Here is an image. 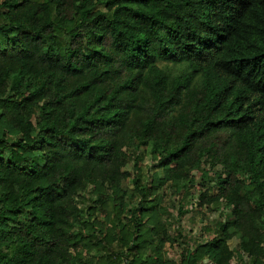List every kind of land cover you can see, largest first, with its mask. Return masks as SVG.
Listing matches in <instances>:
<instances>
[{"label": "trees", "instance_id": "16d2710c", "mask_svg": "<svg viewBox=\"0 0 264 264\" xmlns=\"http://www.w3.org/2000/svg\"><path fill=\"white\" fill-rule=\"evenodd\" d=\"M172 189L176 264H264V0H0V264H170Z\"/></svg>", "mask_w": 264, "mask_h": 264}, {"label": "rangeland", "instance_id": "374dc122", "mask_svg": "<svg viewBox=\"0 0 264 264\" xmlns=\"http://www.w3.org/2000/svg\"><path fill=\"white\" fill-rule=\"evenodd\" d=\"M141 169L144 174L149 173L152 174L154 172L162 173V170L157 167V165H153V161L150 157L146 156L143 163H141ZM154 166V167H153ZM128 170L131 171L130 178L125 181L122 185V189L127 192L133 191V183L132 178L136 173L134 168V162H130L128 165ZM200 173H197V178L199 180ZM94 187L90 186L87 190L81 193L80 198L78 199V203L80 207H85L92 203L93 191ZM109 194H112L111 189H107ZM167 196L164 197L161 205L167 207L169 213L172 214L173 217L177 216L178 209L182 207L183 211L186 213L182 216L181 219V229L180 231L184 234V237L180 238L179 241L171 246L169 244H165L162 248V255L164 260L169 262L170 264H176L180 259L183 248H188L190 251H194L197 246L201 244H206L209 240H211L215 236L214 226L218 220L225 221V215L228 214V210L220 208L219 210H214L212 208L206 207H197V193H193L195 191H186L184 190L181 193L172 189L171 191H166ZM113 195V194H112ZM166 217V214H165ZM96 218L103 222L105 217L101 214H96ZM175 219V218H174ZM126 220V219H124ZM162 220H166L162 218ZM176 227V223H174L173 230ZM237 240H232L229 244L231 246H235L237 244ZM86 257L96 259L98 254L95 249L88 251L86 250ZM247 257H244V260ZM209 262L208 259L203 261L204 263ZM210 263V262H209ZM126 264V261L123 262ZM211 264V263H210ZM232 264H241L239 263L238 258L233 260ZM243 264V263H242Z\"/></svg>", "mask_w": 264, "mask_h": 264}]
</instances>
